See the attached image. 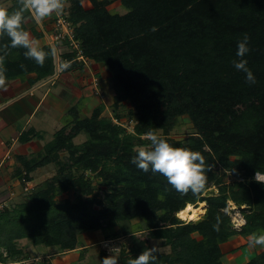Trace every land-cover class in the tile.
<instances>
[{"label": "trees", "instance_id": "16d2710c", "mask_svg": "<svg viewBox=\"0 0 264 264\" xmlns=\"http://www.w3.org/2000/svg\"><path fill=\"white\" fill-rule=\"evenodd\" d=\"M66 1L62 16L82 56L110 73L114 107L127 101L129 117L137 114L134 134L103 118L102 104L89 116L76 105L41 153L17 157L20 168L14 175L23 185L39 168L53 164L57 169L29 192L28 203L0 212V249L6 254L0 253V264H6L5 258L28 257L17 249L20 239L64 253L74 250L77 238L87 232L100 230L105 240L132 236L135 232L121 233L118 225L138 218L145 237L135 238L132 259L148 248L150 239H160L170 251L158 252L156 264H223L222 244L235 236L247 239L252 232H264V185L253 179L256 173L264 175V0H119L124 14L107 9L111 0H88V9L81 0ZM13 5L19 8V0ZM24 15L26 30L25 20L32 16ZM245 34L250 38L251 51L245 58L256 77L253 85L232 64L237 42ZM9 43L8 37L0 38V49L7 53L6 79L33 73L38 81L53 74L51 55L40 66L25 58V49L8 47ZM181 117L188 118L194 131L183 141L171 140L169 133ZM149 130L161 131L173 146L201 152L212 166L206 188L213 184L217 193L181 194L163 175L137 169L131 160L136 147L149 144L141 139ZM80 134L88 139L75 144ZM33 139L41 135L29 129L18 140ZM219 168L240 173L242 180L225 184ZM85 172L94 174L106 189L102 195ZM69 192L74 201L57 203ZM228 201L245 219L240 230L231 227ZM199 202L206 208L198 220L177 217L187 204ZM217 217L219 232L212 228ZM249 253L244 264H264V250ZM125 260L122 264H128Z\"/></svg>", "mask_w": 264, "mask_h": 264}, {"label": "crops", "instance_id": "0c3cea01", "mask_svg": "<svg viewBox=\"0 0 264 264\" xmlns=\"http://www.w3.org/2000/svg\"><path fill=\"white\" fill-rule=\"evenodd\" d=\"M0 6L9 12L18 9L13 5V0H0ZM90 7L91 5L86 9ZM107 9L111 12L108 7ZM125 12L126 10H123L118 13ZM31 16V19L25 20V28L30 37L45 51L55 47L57 54L52 56L53 74L46 79L36 81V76L32 73L23 78L6 79V86L0 87V176L10 174V177L14 178L12 181L16 180L20 187L21 181L14 175L15 170L20 168L17 157L28 158L30 155L41 153L44 145L51 141L54 133L61 127L62 118L72 106L78 105L81 114L88 116L87 110L89 112L96 106L103 105L110 83V73L92 60L75 56V50L67 40L58 42L53 47L47 46L54 20L58 15L53 14L42 22H37L32 13ZM70 54H73L71 59L68 57ZM64 61L70 62L71 67L61 70L60 64ZM98 83L100 91L93 89V84L97 86ZM93 93L96 94L95 98ZM98 98L100 103L93 105V99ZM29 129L40 133L41 139L19 142V136ZM2 188L0 186V193L5 190ZM119 239L120 237L114 239L113 244ZM236 239L239 240L238 236L222 244L221 249L222 246L233 244ZM101 242H109L105 240L102 231L84 233L77 238L74 250L52 254L48 259L49 264H100V260L111 254L100 246ZM119 253L116 254L119 264H122ZM246 260L247 258H244L243 264Z\"/></svg>", "mask_w": 264, "mask_h": 264}, {"label": "clouds", "instance_id": "9594fccd", "mask_svg": "<svg viewBox=\"0 0 264 264\" xmlns=\"http://www.w3.org/2000/svg\"><path fill=\"white\" fill-rule=\"evenodd\" d=\"M19 3L20 7L12 12L0 6V38L8 37L10 40L8 47L25 49V58L32 59L36 64L43 66L48 56L57 54V49L53 47L49 51H45L35 39L30 37L29 32L23 27L24 13L31 12L37 22H42L53 14L62 15L66 0H19ZM249 41L250 38L245 34L243 39L237 42V59H234L232 64L237 71L245 74V82L253 85L256 83V77L248 67V60L245 58L251 51ZM0 53H2L0 54V87H4L6 86V77L3 65L7 53L3 49H0ZM70 67L71 63L68 61L60 64L61 70ZM145 136L149 144L140 147L131 160L137 169L144 173L151 171L152 174L163 175L167 183L181 194L191 192L194 196H198L206 190L207 173L211 171L212 166L206 163L201 152L173 146L155 130H149ZM257 175L259 174L256 173ZM212 228L214 231H220L219 217ZM257 246L264 248V232L249 234V249H255ZM119 247H109L108 250L111 254L100 260V264H119V257L116 254ZM160 247L158 243H154L152 247H148L137 257L130 259L128 264H156Z\"/></svg>", "mask_w": 264, "mask_h": 264}, {"label": "rangeland", "instance_id": "374dc122", "mask_svg": "<svg viewBox=\"0 0 264 264\" xmlns=\"http://www.w3.org/2000/svg\"><path fill=\"white\" fill-rule=\"evenodd\" d=\"M82 4L85 8H87L90 3L88 0H81ZM68 4V3H66ZM67 7V5H65ZM113 6V8H112ZM108 8L111 10L112 13H118L125 11L122 6H120L119 0H111L110 4H108ZM65 11V9H64ZM110 83L108 84V94L105 95V103L103 104L104 110L102 112V117L106 119H110L113 124H118L120 127H122L125 130L126 134H134V126L136 124V113H132L131 117L128 115V110L130 109V105L127 101L122 102L121 104L114 107V92L111 88V85L109 87ZM100 83L96 85L93 84V89L96 90L99 89L100 91ZM102 89V88H101ZM93 90V91H94ZM101 93V92H100ZM93 98H95L96 94L93 93ZM95 95V96H94ZM98 99H93L95 105L96 103H100ZM102 103V102H101ZM115 108V109H114ZM114 109V110H113ZM91 110H87L86 115H90ZM120 116L121 120H116L114 116ZM193 128L191 123L189 122L188 118L181 117L178 119V123L176 127L169 133V139L179 141V140H185L189 134L193 133ZM158 134L161 135V131H158ZM88 139L87 135L80 134L75 139H73V142L75 144H81L85 142ZM141 139L145 140L147 139L146 136H141ZM140 147H136V149H139ZM35 156V155H30ZM57 167L53 164L47 165L42 169H38L34 171L30 176H32V182H28L26 184H22L20 187L19 184L16 182V180L13 182L12 180L14 178L10 177V174H5V176H0V186H2V189H5L0 193V212L4 211L6 208L9 210L14 209L16 206L28 203V196L29 192L39 187L44 181L52 178L56 174ZM218 173L220 176H222V181L225 184H230L234 181H241L242 177L240 176V173L238 172H228L222 168H219ZM78 175V173H76ZM84 177L91 181L93 186L96 190L99 191L100 195L103 194V191L106 189L99 185L98 179L95 178L94 174H91L89 172L84 173ZM254 177V176H253ZM264 185V182H262ZM206 192V194H204ZM202 193V197H209L211 195H215L217 193L216 186L213 184H210L207 186L206 190ZM65 199H69L71 201L75 200V195L73 192H69L67 194L62 195L57 199V203H63ZM197 204V203H196ZM206 208V206H205ZM205 211V209H204ZM226 212L228 214V217L230 218L231 227L234 230H240L241 226L245 223V219L243 218L242 213L240 212V209L238 206H236L233 202L228 201L227 202V208ZM180 219V218H179ZM183 221V220H182ZM187 222V221H184ZM144 223L142 222V219H134L132 221L127 222H121L118 225V230L121 233H130L135 232L131 236V234H128L126 236H121L120 239L113 244V240H109V242H101V247L109 252V247H115L120 246L119 251L122 250V256L120 259L125 260V262H128L130 259H132V254L130 252V248L132 245H134L135 238L137 239H143L145 237L144 233ZM140 230V231H139ZM237 237V236H235ZM233 244L229 246H222L221 251L224 253L222 257L223 264H243L244 258H247L251 255L249 253L248 247V238L242 239L238 237ZM228 242V241H227ZM226 242V243H227ZM17 249H22L24 253L28 255V257L23 256L22 261H18L21 257H15V258H5L6 264H49L50 261L48 259L51 257L52 254L60 253L55 248H47L44 246L34 247L32 246L28 240L26 239H20L17 242ZM154 243H158L160 247V251L162 253H169V248L162 245V242L160 239H150L148 241V247H152ZM251 251H254L255 253H260L264 250V248L257 246L255 249H250ZM0 253H2L3 256H6L5 251L3 249H0ZM26 258V259H25Z\"/></svg>", "mask_w": 264, "mask_h": 264}, {"label": "built area", "instance_id": "2783aa9c", "mask_svg": "<svg viewBox=\"0 0 264 264\" xmlns=\"http://www.w3.org/2000/svg\"><path fill=\"white\" fill-rule=\"evenodd\" d=\"M63 40H67L70 46L73 47L74 50H77V57L79 59H83V56L78 49V42L74 39L73 29L70 26V23H68V21L62 15H58L54 20L52 34L49 37V40H47V46L53 47V45ZM253 179L264 182V175L259 174L256 176L255 174Z\"/></svg>", "mask_w": 264, "mask_h": 264}, {"label": "bare ground", "instance_id": "6f19581e", "mask_svg": "<svg viewBox=\"0 0 264 264\" xmlns=\"http://www.w3.org/2000/svg\"><path fill=\"white\" fill-rule=\"evenodd\" d=\"M206 194V192H204ZM264 198V195H263ZM206 204L199 202L197 205L187 204L183 210H181L177 217L183 221H196L204 214Z\"/></svg>", "mask_w": 264, "mask_h": 264}]
</instances>
